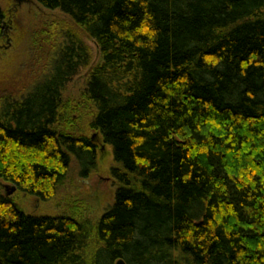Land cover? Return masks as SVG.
Here are the masks:
<instances>
[{
	"label": "trees",
	"instance_id": "trees-1",
	"mask_svg": "<svg viewBox=\"0 0 264 264\" xmlns=\"http://www.w3.org/2000/svg\"><path fill=\"white\" fill-rule=\"evenodd\" d=\"M37 1L76 28L52 29L48 73L5 104L0 180L47 202L73 159L84 176L96 164L92 137L59 130L66 85L91 63L82 31L101 53L88 129L118 190L95 226L0 193V264H264V0ZM6 20L0 6V44Z\"/></svg>",
	"mask_w": 264,
	"mask_h": 264
},
{
	"label": "rangeland",
	"instance_id": "rangeland-1",
	"mask_svg": "<svg viewBox=\"0 0 264 264\" xmlns=\"http://www.w3.org/2000/svg\"><path fill=\"white\" fill-rule=\"evenodd\" d=\"M0 6L7 15L5 41L0 44L1 114L5 104L21 103L34 84L48 73L53 46L56 41L60 43L62 40L60 32L52 29L58 24L76 27L64 13L48 10L37 0H0ZM78 32L89 49L91 63L90 67L81 68L66 85L63 104L67 108V117L60 122L59 130L92 137L98 147L96 164L84 176L81 165L73 159L66 180L51 201L26 195L2 180L0 193L13 199L27 215L68 216L85 225L95 226L113 207L118 185L112 172L115 166L113 151L97 133L88 129L94 110L83 98L91 69L101 60L100 49L84 32ZM88 244L89 249L97 248L95 240H90Z\"/></svg>",
	"mask_w": 264,
	"mask_h": 264
},
{
	"label": "water",
	"instance_id": "water-1",
	"mask_svg": "<svg viewBox=\"0 0 264 264\" xmlns=\"http://www.w3.org/2000/svg\"><path fill=\"white\" fill-rule=\"evenodd\" d=\"M117 264H125V262L123 261V260H119L118 262H117Z\"/></svg>",
	"mask_w": 264,
	"mask_h": 264
}]
</instances>
